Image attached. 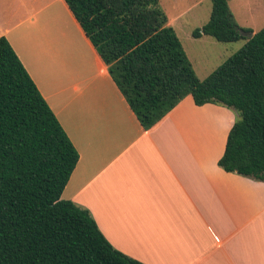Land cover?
Listing matches in <instances>:
<instances>
[{
  "label": "crops",
  "instance_id": "crops-1",
  "mask_svg": "<svg viewBox=\"0 0 264 264\" xmlns=\"http://www.w3.org/2000/svg\"><path fill=\"white\" fill-rule=\"evenodd\" d=\"M5 36L80 154L62 199L144 264H264V182L219 166L237 114L186 97L145 130L65 0H0Z\"/></svg>",
  "mask_w": 264,
  "mask_h": 264
},
{
  "label": "trees",
  "instance_id": "trees-1",
  "mask_svg": "<svg viewBox=\"0 0 264 264\" xmlns=\"http://www.w3.org/2000/svg\"><path fill=\"white\" fill-rule=\"evenodd\" d=\"M65 1L145 130L188 96L231 109L237 119L219 166L264 182V27L241 31L229 0H211L210 20L193 36L245 44L201 80L160 0ZM79 160L0 37V264H144L117 250L90 211L62 199Z\"/></svg>",
  "mask_w": 264,
  "mask_h": 264
},
{
  "label": "rangeland",
  "instance_id": "rangeland-1",
  "mask_svg": "<svg viewBox=\"0 0 264 264\" xmlns=\"http://www.w3.org/2000/svg\"><path fill=\"white\" fill-rule=\"evenodd\" d=\"M230 9L241 31L258 32L264 27V0H229ZM162 9L177 32L184 49L201 80L237 53L245 41L221 43L210 36L195 38L211 17V0H160Z\"/></svg>",
  "mask_w": 264,
  "mask_h": 264
},
{
  "label": "water",
  "instance_id": "water-1",
  "mask_svg": "<svg viewBox=\"0 0 264 264\" xmlns=\"http://www.w3.org/2000/svg\"><path fill=\"white\" fill-rule=\"evenodd\" d=\"M244 36H249L250 38H252L254 36V33L252 32H243Z\"/></svg>",
  "mask_w": 264,
  "mask_h": 264
}]
</instances>
